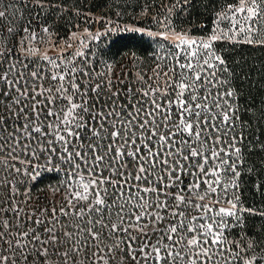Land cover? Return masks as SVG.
Returning <instances> with one entry per match:
<instances>
[{
	"label": "rangeland",
	"instance_id": "374dc122",
	"mask_svg": "<svg viewBox=\"0 0 264 264\" xmlns=\"http://www.w3.org/2000/svg\"><path fill=\"white\" fill-rule=\"evenodd\" d=\"M258 1L243 0L230 8L210 36L177 31L164 20L139 26L86 13L68 38L39 23H26L22 35L9 45L0 26V116L5 109L15 114L16 109H33L27 125L11 129L0 124V264H232L235 257L248 261L234 250L239 249L240 240L236 244L225 231L237 211L228 199L227 161L219 153L209 154L210 143L197 148L195 138L205 132L195 124L200 123L195 105L200 100L198 92L213 84L216 59L211 46L226 38L244 39L252 32L260 11ZM2 12L0 8V18ZM125 33L151 41L163 59L174 54L178 67L190 72V76L179 72V80L197 85L202 81L204 86L192 85L185 92L184 85L178 87L173 81L166 86L165 81L128 83L147 109H141L138 118L122 117L123 112L115 110L90 113L91 122L94 116L101 119L98 132L83 137L88 143L83 149L91 153L90 158L74 161L75 166L84 163L86 168L71 172L56 168L65 182L51 186L47 198L43 191L30 197L32 174L48 170L45 165L55 162L38 159L47 145L53 146L51 137L56 143H66L67 137L71 142L77 129L83 126L84 130L81 111L92 103L88 90L99 80L95 74L99 46ZM161 61L153 64L157 74L164 72L163 77L167 68ZM128 71L123 66L115 69L113 79L101 87L117 91L116 84L124 85L121 75ZM149 106L154 110L150 114ZM41 110L48 111V118L40 117ZM115 127H125L128 133L109 136ZM96 149L105 153L96 159H104V171L93 166ZM109 167L113 168L108 171ZM106 171L110 176L104 175ZM9 187L12 195H8ZM24 187L23 196L29 198H20L19 189ZM112 194H117L114 206L109 205ZM123 200L134 208L133 218L119 216ZM104 212L112 214L116 227L122 228L116 230L119 238L82 236L80 241L74 236L62 247V238L69 236L63 227L74 224L76 228L80 220L87 223L89 215Z\"/></svg>",
	"mask_w": 264,
	"mask_h": 264
},
{
	"label": "trees",
	"instance_id": "16d2710c",
	"mask_svg": "<svg viewBox=\"0 0 264 264\" xmlns=\"http://www.w3.org/2000/svg\"><path fill=\"white\" fill-rule=\"evenodd\" d=\"M0 1V8L3 10L2 18H0L1 35H7L5 42L10 45L22 35L24 28L27 27L26 23L33 26L39 23L58 37L68 38L77 27H80L81 19L85 18L86 13L114 22L139 26H144L146 22L164 20L177 31L198 37L210 36L222 14L224 15L243 0ZM258 3L260 11L256 17V28L252 32L245 34L244 39L228 40L226 38L216 41L211 46L213 57L216 59L212 70L214 72L213 84L204 90L201 88L202 90L196 95L200 100L195 105V112L200 121L195 124L205 132L202 135L198 130L200 133L195 138L197 148L210 143L208 145L209 154L219 153L228 165L227 171L230 174L228 199L232 205L237 207V211L230 216L225 231L235 241L237 240L236 244H241L239 249H234L237 254H241L248 261L253 260L249 261L251 264H264V0H259ZM11 28V33H8L7 29ZM4 30L7 33H4ZM99 47L95 64V74L99 75V80L88 90V97L92 99V103L90 101L85 111H81V125H84V130L83 126L82 129H77L71 142L67 136L66 143L62 140L56 143V139L51 137L53 146L47 145L49 148L45 147L46 151L42 152L38 159L49 158L56 163L53 162L51 166L45 165L49 167L48 170L40 173L36 170L32 174L30 197L38 191H43L47 198L50 195L48 190L51 186L65 182L62 179L64 175L56 171V168L71 172L72 169L84 167V163H79L78 167L75 166L77 164L74 161L79 162L83 157L90 158L91 153L83 149V144H88L83 137L85 134L88 136L89 133L93 136L97 121H101L99 117L93 115L94 119L91 122L90 113L99 110L105 114V111L115 110L119 113L123 112L120 114L122 117L130 114L131 117L138 118L140 117L139 111L147 109L142 105L141 97L136 95L135 87L129 88L128 83L146 80V82L160 84L165 81L163 86H166L173 81L177 82L178 87L184 85L185 92L191 91L189 87L192 85L204 86L202 81L198 82V85L192 84L191 80L189 82L187 79L186 83L180 81L179 72H184L185 75L188 72L190 76L188 68L178 67L180 64L172 53L163 59L156 49L157 46L138 34H118L106 39ZM159 59L162 60L161 64L166 65L167 68L165 69L167 73L163 77L161 75L164 72L157 74L154 71V64H157ZM121 66L129 69L128 73L121 75L122 78L125 77L126 82L124 85L118 82L116 85L119 84L120 89L117 91L115 89L106 91V87H101V85L112 80L110 75ZM181 69L183 71H180ZM161 89L164 90V87ZM148 109L151 110L149 114L154 111L151 106ZM16 110V114L7 109L3 110L5 114L0 116L1 126L13 129L14 126L27 125V118H32L33 109ZM40 113L41 118H48V111L41 110ZM128 120L127 118L121 122ZM87 126H90L88 127L90 130L85 129ZM124 129L125 127L118 129L115 127L110 130L109 136L116 134L123 136L128 133L123 131ZM42 130L45 131L44 128ZM216 139H220L219 143H216ZM100 151L101 149L94 151L96 156L93 158V166L104 171L106 169L104 159L96 160L97 157L105 154L104 152L101 154ZM226 164L224 163L221 168L224 169ZM112 168L109 167L107 170L110 171ZM108 171L104 172V175L110 176ZM26 190L27 187L19 189L20 198H29L23 196ZM12 193L9 187L8 195ZM112 196L109 199L110 206H114L117 199V194H112ZM123 202L125 204L119 210V216H122L124 220L133 218L134 208L131 203L124 200ZM86 220L87 223L82 224L80 220L78 224H75L76 228L74 224L62 228V231L65 230L69 235L62 238V247L68 246L69 237L74 236L76 238L74 240L80 241L82 236L88 240H95V237L102 239L117 236L116 238H119L116 230L121 231L122 228L116 227L117 224L112 214L108 215L106 212L101 216L92 214L86 217ZM234 260L232 264H249L248 261H244L243 257H235Z\"/></svg>",
	"mask_w": 264,
	"mask_h": 264
}]
</instances>
